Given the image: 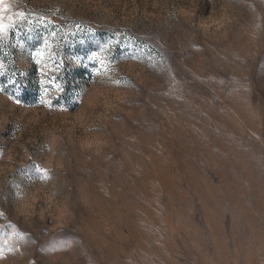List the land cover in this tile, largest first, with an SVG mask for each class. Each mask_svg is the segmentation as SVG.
I'll use <instances>...</instances> for the list:
<instances>
[{
	"label": "rangeland",
	"instance_id": "1",
	"mask_svg": "<svg viewBox=\"0 0 264 264\" xmlns=\"http://www.w3.org/2000/svg\"><path fill=\"white\" fill-rule=\"evenodd\" d=\"M0 264H264V0H0Z\"/></svg>",
	"mask_w": 264,
	"mask_h": 264
}]
</instances>
